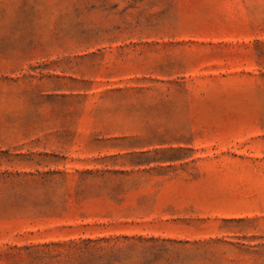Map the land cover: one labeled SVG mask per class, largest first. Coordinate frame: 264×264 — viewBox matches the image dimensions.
Returning <instances> with one entry per match:
<instances>
[{
	"label": "rangeland",
	"instance_id": "374dc122",
	"mask_svg": "<svg viewBox=\"0 0 264 264\" xmlns=\"http://www.w3.org/2000/svg\"><path fill=\"white\" fill-rule=\"evenodd\" d=\"M0 264H264V0H0Z\"/></svg>",
	"mask_w": 264,
	"mask_h": 264
}]
</instances>
